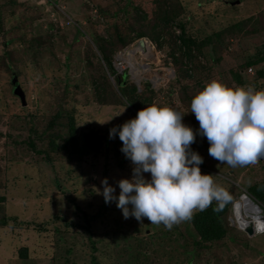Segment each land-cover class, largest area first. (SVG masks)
<instances>
[{
	"label": "rangeland",
	"instance_id": "1",
	"mask_svg": "<svg viewBox=\"0 0 264 264\" xmlns=\"http://www.w3.org/2000/svg\"><path fill=\"white\" fill-rule=\"evenodd\" d=\"M46 1L48 0H37L36 4L34 0H17L20 6L16 15H10V24L15 25L20 20L18 15L32 16L27 6L37 7L39 3ZM114 1L116 0H60L59 6L52 2L51 5L45 6L44 10L49 11V18L44 20L46 16L41 17L39 23L49 32L53 30L61 34L57 35L55 52L57 56L63 57L67 53L66 50H69V69L65 61L66 63H60L59 73L50 74L49 70H46L45 73L48 74L45 75L41 68H36V63L32 62L30 55L17 50L13 44L12 65L20 67V76L23 79V84L16 85L12 91L16 95L10 91L9 75L3 69L0 70V195L5 196L4 201L0 200V264H64L65 259H68L70 264H92L90 260L93 256L99 264H176L172 260L176 259L177 255L174 249H183L180 246L189 241L186 239L190 238V233L195 234L190 219L175 223L169 229L162 223H150L146 217L141 221L132 216L124 218L115 202L105 203L103 196L97 191H102L103 177L115 187L118 195L120 190L116 182L121 178H130L132 174L131 161L122 151L116 157L117 160L115 154L110 155L107 160L103 151L99 154L89 151V154L86 152L80 156L81 159L84 157L82 161L73 155V162L67 160L69 148L53 150L49 148L48 138L41 144L35 133H31L32 126L36 128L38 135L48 126L54 112L65 108L68 113L74 114V139L78 140L81 148L77 154H81L90 150L89 146L84 148L85 134L97 132L102 138H109L110 128L135 117L136 113L126 115L127 107L124 106L120 107L119 112L113 105L85 101L88 92L93 90L92 76L85 59L89 57L96 63L99 57L91 54L87 48L88 40L92 47L94 46L89 34H86V37L79 35L76 40L74 37L78 35V29L86 32L92 31V28L95 30L93 32L104 37H112L113 28L107 19L111 17V13L118 12V15H122V4ZM182 3L187 4L196 15L195 18L190 12L186 14L189 30L198 36L200 35L197 29L207 34L222 28L230 20L235 21L264 9V0H242L234 5L235 7L222 0H182ZM133 5L145 9L148 15L156 7L154 0H135ZM96 9L98 13L94 11ZM102 10L109 14L106 15ZM92 15L99 17L89 21L88 18L91 19ZM48 21L54 24L53 28H49ZM15 31L17 30L13 32ZM144 39L147 41L144 46H140L138 39L124 48L141 49L142 53L137 52L136 59L146 65L140 67L139 73L133 75L131 68L114 59L113 64L119 73L126 69L129 80H133L140 90L144 83L150 82L155 89L154 102L158 106H170L186 113L183 122L194 130L197 129L199 124L194 120L195 115L190 113L188 101L184 102L179 95L177 79L186 81V76L180 75L177 67L170 64V59L166 62L165 49L156 47L149 37ZM65 41L68 42L67 45ZM16 42L20 45L19 41ZM263 43L262 33H256L247 39L231 37L226 49L222 51L221 59L215 64L211 59L212 67L205 74L203 81L207 83L217 79L225 85L237 84L231 78L230 70L238 66V59L244 51L255 52ZM93 48L95 51V46ZM217 55L215 52L214 56ZM202 62L206 63V59L202 58ZM255 69L252 68V72L246 71L252 80ZM102 73L100 72V75ZM201 75L202 70L196 78L202 80ZM111 81L115 84L114 77ZM187 81L193 83L197 80L187 78ZM193 91L194 89L191 90ZM56 123L58 125L52 131L62 127L61 130L66 134L68 130L67 126L61 124L63 120L58 119ZM60 136L63 134L60 133ZM29 138L35 139L37 147L49 148L51 159H45L44 154H38L31 149ZM203 140L207 141L206 138L197 136L195 142L203 145ZM113 142L116 143L117 149L122 147L118 134L111 138V143ZM195 142L191 148L197 151L194 148ZM207 150L203 147L199 154H208ZM11 157L16 160L11 161ZM202 157L201 172L206 173L209 170L215 184L227 190V193H233L234 202L241 198L242 193L247 192L246 189L250 185L264 179V157L258 159L255 164L236 167L220 163L209 155ZM120 159H123V164L118 161ZM143 175L150 179V173ZM248 194L259 201L264 209L262 200L251 193ZM233 207V214L231 212L228 219L230 224L239 227L238 222H235L238 217ZM196 211L198 210L193 213ZM249 218L251 223L256 220V217ZM148 225L151 228L147 230ZM229 235L237 237L236 241L227 237L223 241L226 242L225 245L220 241L219 244L213 245L212 249L201 251L198 264H223L218 260H224L225 264H233V260L234 264H264V235L261 236L263 238H258L256 234L248 235L245 232L236 236L231 230ZM141 245L142 249H139ZM23 246L28 247L27 258L22 257ZM169 255L172 256L170 259L167 258Z\"/></svg>",
	"mask_w": 264,
	"mask_h": 264
},
{
	"label": "trees",
	"instance_id": "2",
	"mask_svg": "<svg viewBox=\"0 0 264 264\" xmlns=\"http://www.w3.org/2000/svg\"><path fill=\"white\" fill-rule=\"evenodd\" d=\"M36 1L37 0H34L35 3ZM116 1L122 4L120 6L122 15H118V12L111 13V17L107 19L109 25L113 28L112 37L107 38L104 37V35L93 32V28L92 31L88 30L86 32L78 29V31H76L78 35L76 34L74 40L78 39L79 35L86 37V34H89L93 39L96 50L94 51V46L92 47L90 40L87 41V48L91 54H94L97 58L99 57V61L96 63L90 60L89 57L85 59V64L92 76L91 79L93 84V90L88 92L89 94L86 95L85 101L87 103L93 101L101 105H113L116 111L119 112L121 109L120 107H127L125 112L126 115L137 113L139 109L155 103V89L151 86L150 82L144 83L140 90L133 80H129L126 72H124L122 75L123 77H121L113 64L114 54L118 50L130 45L136 39L149 37L156 47L165 49L167 55L173 57L174 66L177 67L180 75L186 76V81L177 79V83L180 87L179 95L184 102L187 103L188 101L187 106L189 108L191 99L202 90L206 84L203 80H205V74L212 67L211 59L214 64L221 59L222 51L226 49L227 42L231 37L238 36L241 39H247L256 33L264 34V9L259 10L253 15L235 19V21L230 20L222 28L215 29L207 34L201 33L199 32L201 30L197 29L200 35L198 36L193 31L189 30V26L187 25L188 18L186 14H195L188 8L187 4L182 3V0H154L156 7L150 15H148L145 9L142 10L139 6L133 5L135 0ZM116 1L114 2L116 3ZM222 1L224 3L228 2L233 7L237 4L231 3L236 0ZM51 2L59 6L60 0H48L46 3H39L40 5L37 7H34L35 5L27 6L28 11L31 10L32 16L29 17L27 14H25V16L18 15L20 20L14 25L13 23L10 24V15H16L20 5L18 6L17 0H0V70L3 69L4 72L9 75L8 79L11 85L10 91L13 95H16L12 92L16 85L23 84V79L20 76L22 70L18 65L17 67L12 65L14 60L12 57L13 50L11 49V45L13 44H15V48H18L17 50H22L23 53H27L28 56L30 55L32 62L36 63V68H41L45 75L48 74V72L45 73L46 70H49L50 74L51 72L59 73L58 69H60V63L65 61L67 62V69H69L68 61H71L69 60L71 57L69 50H66L67 53H65L63 57L57 56L55 52V41L58 39L57 35L61 34L53 30L49 32L47 29L43 28V24L41 25L39 23L44 16H46L44 20L49 18V11H45L44 8L47 4L51 5ZM241 2L242 0H240L239 3ZM43 11L44 14H42ZM94 11H97V9ZM102 11H104V13L106 12V10ZM106 13V15L109 14L108 12ZM96 17L99 16L92 15L91 19H88L91 21ZM53 26L54 24L49 22V28H53ZM14 30L17 31L13 32ZM16 41H19L20 45H18ZM67 44L68 42L65 41V45ZM207 46L209 47L206 48ZM215 52L218 54L217 56H214ZM202 58L206 59V63L202 62ZM21 59L26 60V58L23 57H21ZM238 60V66H235V68L233 67L229 72L231 78L235 80L237 84L227 85L231 87L250 85L257 90L264 89V43L255 52L248 50L244 51ZM248 67L255 69V72L252 73L253 80L246 74ZM201 70L202 80H198L196 75H198ZM67 71L68 70H66V72ZM100 72H103L102 75H100ZM110 75L114 76L115 84L111 81ZM187 78L191 80L194 78L197 81L189 83ZM142 80L145 81L146 79ZM64 89L67 91V87ZM192 89H194L193 92H191ZM91 98L93 100H91ZM58 119H62L63 123L61 124L67 126L68 131L66 134L64 133L65 131L61 130L62 127H59L56 131H52L58 125L56 123ZM194 120H196V118H194ZM30 130L32 134L35 133L36 139L41 141V144L48 138L49 148L53 150H67V148H69L70 151L67 155L68 161L75 162L73 155L81 159L80 156L82 154L86 152L89 154L91 151H95L96 154L103 151L107 160L112 154H115V160H117L118 158L116 157L121 154V147L117 149L115 142L111 143V139L107 137L102 138L97 132H88L85 134L86 143L84 148L89 146L90 150L77 154L78 151H81V148L78 140L74 139L76 130L74 114L71 112L68 113L65 108H59L54 112V115L49 120L48 126L40 131L38 135L35 127L31 126ZM49 132H51V134H49ZM60 133L63 134L62 137ZM1 137L2 131H0V140ZM28 144L32 147L31 149H34L38 154H44L45 159H51L49 148L37 147L35 139L33 138H29ZM203 144L204 146L200 142H195L194 148L197 149L198 153H200L203 147L208 149V141ZM200 155L204 156L208 154L202 153ZM10 160L15 161L16 159L11 157ZM118 161L121 164L124 163L123 159ZM206 173L211 172L207 170ZM246 191L257 199L262 200L264 203V179L250 185ZM0 200L4 201L5 196L0 195ZM234 200L233 193L228 192V199L226 201L218 202L214 199L206 209L192 213L189 219L192 222L195 234L190 233V238L186 239V241H189L184 243V246H180L183 247V249L181 248L180 251L174 249L177 255H179H176V259H172L176 264H178V262L182 264H198V262H200L199 255H202L200 254L201 251L212 249L213 245L219 244L220 241H222L221 244L225 245L226 242L223 241H225L227 237L236 241L237 237L234 238L233 235H229L230 230L234 231L236 236L245 233L237 226L230 224L228 219V216L233 210L232 206ZM146 228L148 230L151 226L148 225ZM263 235L264 231L255 236L263 238L261 237ZM126 238H128V236ZM21 248L22 257L27 258L28 247L23 246ZM139 249H142V245ZM180 256L182 257L181 259ZM171 257L172 256L169 255L167 258L170 259ZM158 259L164 262L161 258ZM218 262L225 264L224 260H218ZM90 263L99 264L94 256L91 257ZM232 263L234 264V260ZM64 264H70L68 259H65Z\"/></svg>",
	"mask_w": 264,
	"mask_h": 264
},
{
	"label": "clouds",
	"instance_id": "3",
	"mask_svg": "<svg viewBox=\"0 0 264 264\" xmlns=\"http://www.w3.org/2000/svg\"><path fill=\"white\" fill-rule=\"evenodd\" d=\"M130 49L133 55L128 68L134 75L146 63L136 59L137 52L142 53L140 48ZM128 50H118L114 61L118 53L126 56ZM165 59L175 65L171 55ZM125 70L117 72L121 76ZM190 112L199 124L195 130L183 122L186 113L155 103L109 129L110 139L118 134L122 141L121 151L131 161L132 174L116 182L118 195L107 178L101 181L102 191H97L105 203L115 202L124 218L132 216L141 221L146 217L150 223H162L170 229L173 224L189 219L194 210L206 209L214 199L218 202L228 199V193L214 183L212 174L201 172L203 157L191 148L197 136L207 139L209 156L232 167L255 164L264 157V89L250 85L231 87L212 79L191 99ZM143 173H150V179ZM242 194L259 207L260 212L254 215L263 220L262 204L247 192ZM237 201L233 203L234 210L240 205L235 206ZM235 222L244 231L238 219ZM252 224L257 235L260 232L256 221Z\"/></svg>",
	"mask_w": 264,
	"mask_h": 264
},
{
	"label": "bare ground",
	"instance_id": "4",
	"mask_svg": "<svg viewBox=\"0 0 264 264\" xmlns=\"http://www.w3.org/2000/svg\"><path fill=\"white\" fill-rule=\"evenodd\" d=\"M242 206L238 205L235 209L236 213H237V217H238V221L242 224L243 227H245L248 222H250V216L252 217H256V224L262 225L263 221L262 219H259V217L256 215H254L255 213H259V207L256 206L254 203L251 202L250 198H248L247 196H243L242 197ZM243 212L245 213V216H243Z\"/></svg>",
	"mask_w": 264,
	"mask_h": 264
},
{
	"label": "built area",
	"instance_id": "5",
	"mask_svg": "<svg viewBox=\"0 0 264 264\" xmlns=\"http://www.w3.org/2000/svg\"><path fill=\"white\" fill-rule=\"evenodd\" d=\"M132 55H133V52H132V49H129L128 51H126V56H124V54L122 53H118L117 56H116V59L117 61H119L121 63V65H124L125 67H130L131 64H132ZM252 71V69L250 68V72ZM243 196H247L246 194H242L241 198L235 203V206L236 204H240L242 206L241 203L244 204V202H242V197ZM263 224L262 225H259L257 224V231L258 232H263L264 231V215H263Z\"/></svg>",
	"mask_w": 264,
	"mask_h": 264
},
{
	"label": "water",
	"instance_id": "6",
	"mask_svg": "<svg viewBox=\"0 0 264 264\" xmlns=\"http://www.w3.org/2000/svg\"><path fill=\"white\" fill-rule=\"evenodd\" d=\"M240 0H236V1H232L231 3H239ZM144 39H140V44L143 46L144 45ZM244 231L248 234V235H253L254 234V227L253 224L250 222L248 223L244 228Z\"/></svg>",
	"mask_w": 264,
	"mask_h": 264
}]
</instances>
